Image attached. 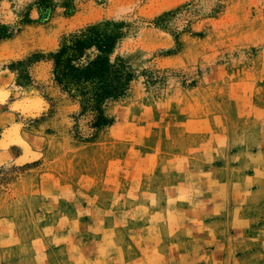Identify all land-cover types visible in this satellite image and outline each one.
Listing matches in <instances>:
<instances>
[{
	"label": "rangeland",
	"instance_id": "374dc122",
	"mask_svg": "<svg viewBox=\"0 0 264 264\" xmlns=\"http://www.w3.org/2000/svg\"><path fill=\"white\" fill-rule=\"evenodd\" d=\"M94 24L133 73L100 130L48 60ZM1 27L0 264H264V0H0Z\"/></svg>",
	"mask_w": 264,
	"mask_h": 264
},
{
	"label": "trees",
	"instance_id": "16d2710c",
	"mask_svg": "<svg viewBox=\"0 0 264 264\" xmlns=\"http://www.w3.org/2000/svg\"><path fill=\"white\" fill-rule=\"evenodd\" d=\"M7 35L1 27L0 40ZM119 35L94 24L81 33L65 36L48 58L55 86L79 102L77 119L83 116L96 130L112 124L106 106L125 96L133 79L126 64L112 57Z\"/></svg>",
	"mask_w": 264,
	"mask_h": 264
},
{
	"label": "bare ground",
	"instance_id": "6f19581e",
	"mask_svg": "<svg viewBox=\"0 0 264 264\" xmlns=\"http://www.w3.org/2000/svg\"><path fill=\"white\" fill-rule=\"evenodd\" d=\"M17 107H18V108H24V109H26V108H30L31 106H27V105L24 104V103H20V104H17Z\"/></svg>",
	"mask_w": 264,
	"mask_h": 264
}]
</instances>
